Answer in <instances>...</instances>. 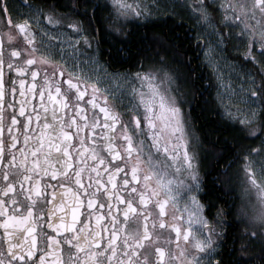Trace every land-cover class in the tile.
Returning <instances> with one entry per match:
<instances>
[{
  "label": "snow or ice",
  "instance_id": "obj_1",
  "mask_svg": "<svg viewBox=\"0 0 264 264\" xmlns=\"http://www.w3.org/2000/svg\"><path fill=\"white\" fill-rule=\"evenodd\" d=\"M112 5L105 28L99 2L79 13L24 3L22 16L0 0V264H264V0L163 6L181 20L185 9L198 41L215 37L202 51L219 115L252 142L203 174L186 111L200 104L196 78L181 83L166 57L146 66L142 53L134 73L113 70L144 39L125 25L154 13L143 0ZM229 43L258 68L238 90L220 69ZM234 180L239 202L226 198Z\"/></svg>",
  "mask_w": 264,
  "mask_h": 264
},
{
  "label": "flooded vegetation",
  "instance_id": "obj_2",
  "mask_svg": "<svg viewBox=\"0 0 264 264\" xmlns=\"http://www.w3.org/2000/svg\"><path fill=\"white\" fill-rule=\"evenodd\" d=\"M47 3L55 4L61 11L79 13L84 9L85 0H9L10 6L14 7V11L20 13L22 16L28 15V9L22 7L24 3ZM106 4V10L97 11V16L101 23L107 28V19L111 18L112 12V0H89V12H91V4L95 3ZM144 3L152 6L153 15L148 18V21L144 20H133L125 25L126 29L131 33L132 40H139L140 37H144L143 41L137 46H133L132 53L125 57L120 63L112 64L113 70H126L129 72H135L140 66V55L148 57L145 61V65L159 61L161 56L166 57L168 67L180 78V82L183 83L189 78H196V90L199 93L200 104L195 106L194 109H190L186 106V111H191V130L193 132L194 140L193 143L198 145V151L201 157V174L206 171H210L211 166L216 164L219 159L220 163L216 166L217 171H223V165L228 163L229 160L236 158V154L240 152L247 144L252 143L248 140H241L239 134L222 120L219 115L220 108L217 102V79L213 75L212 69L208 67L207 61L204 59L203 47H206L208 39L215 40V37L204 36L201 40L196 39L197 29L195 27V21L189 18L185 9L177 8L176 12H179L184 16L181 20L179 16H174L172 11L165 9L164 5H170L173 0H157L162 6L161 9H157L153 5V0H143ZM177 3L180 0H176ZM75 18H79L78 16ZM136 25H140L137 27ZM179 25V27H177ZM99 27V25H96ZM68 31H71L70 29ZM203 31V29H200ZM177 36L179 40H177ZM172 41L179 46L174 48L170 45L169 41ZM5 45H7V38H4ZM20 47L23 45L20 44ZM221 55L223 60L228 64L232 63L237 69L247 71H256L257 67H253L250 63H245L242 57L238 56L233 51L232 43H229L225 53H218ZM8 53L5 52V58L7 59ZM102 61L107 57H102ZM221 59V60H222ZM111 63V61H109ZM220 69H222V61H220ZM49 72L52 71V66L48 67ZM9 75H15L14 73H7L5 80L7 83ZM59 75V74H58ZM67 74H65L66 78ZM26 83L31 82L30 74H25ZM39 79V77H38ZM19 89V84L16 85ZM130 88L131 85H128ZM19 98V92L16 93ZM11 95H8L6 99H11ZM34 99L37 101L39 97L36 96ZM12 109L6 110V116L11 115ZM97 111H99L97 109ZM16 114L19 120H24V117L19 116V110L16 109ZM102 118V114H101ZM10 122L6 120L7 124ZM234 135L236 138H234ZM5 139H7V128L4 132ZM238 141V145L233 144V141ZM222 157V158H221ZM111 159V157H108ZM237 164L234 163L232 168L229 170V175H233L236 172ZM216 177V172L212 173V179ZM106 180L107 177L105 176ZM118 175L117 180L120 181ZM242 188L239 180L232 181V189L228 191L226 198L231 199L235 197L239 202ZM218 194L223 195V192ZM126 195V193H125ZM100 200H104L105 197L102 195L99 197ZM183 207V204L180 205ZM96 207H99L97 204ZM102 212H106L107 208L102 209ZM174 210L171 205L168 206L169 222L171 223V214ZM83 213V209H82ZM180 216V213H175ZM179 223V221H177ZM103 223V222H102ZM182 226H186V220ZM151 227V225H149ZM242 228V225L240 226ZM167 234V232L165 233ZM173 239L175 233H172ZM162 243V242H161ZM181 243L183 241L181 240ZM231 245H229L230 247ZM167 247V245H166ZM65 259L67 257L65 256Z\"/></svg>",
  "mask_w": 264,
  "mask_h": 264
},
{
  "label": "rangeland",
  "instance_id": "obj_3",
  "mask_svg": "<svg viewBox=\"0 0 264 264\" xmlns=\"http://www.w3.org/2000/svg\"><path fill=\"white\" fill-rule=\"evenodd\" d=\"M222 61V73H223V78H224V86L227 87V82L229 79L233 81V87L239 89V84H240V74L245 72L244 70L241 71V69H237L235 65L232 63H226L223 59ZM113 88H115L117 85L112 84L111 85ZM123 86V85H122Z\"/></svg>",
  "mask_w": 264,
  "mask_h": 264
},
{
  "label": "trees",
  "instance_id": "obj_4",
  "mask_svg": "<svg viewBox=\"0 0 264 264\" xmlns=\"http://www.w3.org/2000/svg\"><path fill=\"white\" fill-rule=\"evenodd\" d=\"M257 70H258V68L256 69V71H257ZM231 129H232V128H231ZM234 138H236L235 135H234ZM233 144L238 145V141H235V140H234V141H233Z\"/></svg>",
  "mask_w": 264,
  "mask_h": 264
}]
</instances>
